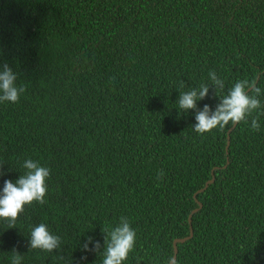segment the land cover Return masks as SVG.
I'll use <instances>...</instances> for the list:
<instances>
[{
    "label": "trees",
    "instance_id": "1",
    "mask_svg": "<svg viewBox=\"0 0 264 264\" xmlns=\"http://www.w3.org/2000/svg\"><path fill=\"white\" fill-rule=\"evenodd\" d=\"M4 63L25 91L0 102V189L27 159L51 171L46 203L0 219V264H102L82 245L102 252L121 216L137 233L123 264H168L190 227L173 264H264V115L201 135L178 109L210 71L225 87L199 109L264 73V0H0ZM40 223L59 249L29 248Z\"/></svg>",
    "mask_w": 264,
    "mask_h": 264
},
{
    "label": "clouds",
    "instance_id": "2",
    "mask_svg": "<svg viewBox=\"0 0 264 264\" xmlns=\"http://www.w3.org/2000/svg\"><path fill=\"white\" fill-rule=\"evenodd\" d=\"M264 76V73H257L251 80H237L228 90L226 95L218 96L219 103L213 110L208 104L202 109L197 107V101L204 99L209 94L212 87L215 90H223L224 81L217 76L215 71L209 72L210 84H201L188 91H181L178 97L179 110L187 112L190 109L195 111L196 123L193 130L199 134L209 132L214 128L223 129L225 126L236 125L241 121L247 123L251 117V128L258 131L260 129L259 117L264 115V106L259 97L264 94L257 85V80ZM18 75L8 63L2 65L0 70V102L17 103L21 94L25 91L24 86H18ZM183 83L181 88H183ZM259 110V111H258ZM256 113L253 116V113ZM3 165H0L2 168ZM22 167L26 171L13 182L11 179L4 181V186L0 189V219L8 220L11 227H15L16 221L25 210V205L33 202L46 203L45 196L48 191L47 179L50 176V168L41 166L38 161L27 159ZM0 175L3 172L0 171ZM163 170L157 176L162 178ZM10 227V228H11ZM104 248L99 252L100 243L94 241L93 237H87L82 245L84 251H97L102 254V264H123L127 260L130 252L133 251L136 243L137 233L131 227L127 217L121 216L120 222L114 228L104 230ZM92 245L90 248L89 245ZM61 247V237L53 234L45 223L34 226L30 232L29 248L40 249L52 252ZM15 250V249H14ZM11 257V264H21L22 256L16 251Z\"/></svg>",
    "mask_w": 264,
    "mask_h": 264
},
{
    "label": "water",
    "instance_id": "3",
    "mask_svg": "<svg viewBox=\"0 0 264 264\" xmlns=\"http://www.w3.org/2000/svg\"><path fill=\"white\" fill-rule=\"evenodd\" d=\"M233 126H234V125H233ZM233 126H232V127H233ZM228 142H229V140H227V146H226V148L228 147ZM213 178H214V177H212L211 179L207 180V181L205 182L204 186L201 187L200 189H198V191H203V190L208 186V184L213 180ZM193 196H194V199H195V200L197 201V203H198V207L195 208V209H193V210L191 211V213L189 214V221L191 220L190 218H191L192 212H194L195 210L199 209V207L202 205V203L196 199L195 194H194ZM192 235H193V229H192V227H190L188 235H186V236H184V237H179V238H175V239H174V242H173V256H172V259L169 261L168 264H173V262H174L175 259H176V254H177V242H184V241H186L187 239L191 238Z\"/></svg>",
    "mask_w": 264,
    "mask_h": 264
}]
</instances>
